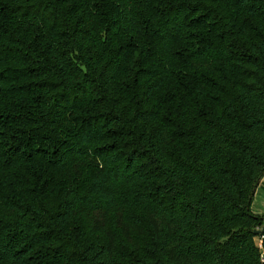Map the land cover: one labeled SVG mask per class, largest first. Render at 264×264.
I'll return each mask as SVG.
<instances>
[{"label":"trees","instance_id":"16d2710c","mask_svg":"<svg viewBox=\"0 0 264 264\" xmlns=\"http://www.w3.org/2000/svg\"><path fill=\"white\" fill-rule=\"evenodd\" d=\"M263 174L264 0H0V264H264Z\"/></svg>","mask_w":264,"mask_h":264},{"label":"crops","instance_id":"0c3cea01","mask_svg":"<svg viewBox=\"0 0 264 264\" xmlns=\"http://www.w3.org/2000/svg\"><path fill=\"white\" fill-rule=\"evenodd\" d=\"M254 206V211L252 207ZM251 210L256 215H263L264 214V174L261 177L259 185L255 191L254 199L251 204ZM260 210V212L258 211Z\"/></svg>","mask_w":264,"mask_h":264},{"label":"rangeland","instance_id":"374dc122","mask_svg":"<svg viewBox=\"0 0 264 264\" xmlns=\"http://www.w3.org/2000/svg\"><path fill=\"white\" fill-rule=\"evenodd\" d=\"M252 210L254 211L255 209H254V206L252 207ZM259 212H260V210H258ZM257 241L259 242V239H257ZM264 256V255H263Z\"/></svg>","mask_w":264,"mask_h":264},{"label":"built area","instance_id":"2783aa9c","mask_svg":"<svg viewBox=\"0 0 264 264\" xmlns=\"http://www.w3.org/2000/svg\"><path fill=\"white\" fill-rule=\"evenodd\" d=\"M262 260L264 261V256H263Z\"/></svg>","mask_w":264,"mask_h":264},{"label":"water","instance_id":"95a60500","mask_svg":"<svg viewBox=\"0 0 264 264\" xmlns=\"http://www.w3.org/2000/svg\"><path fill=\"white\" fill-rule=\"evenodd\" d=\"M257 187L255 188V191H256Z\"/></svg>","mask_w":264,"mask_h":264}]
</instances>
